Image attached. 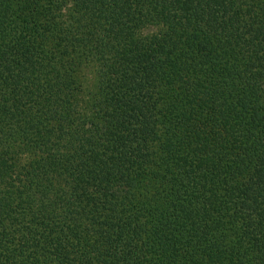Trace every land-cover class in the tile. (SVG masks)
<instances>
[{
  "label": "trees",
  "instance_id": "16d2710c",
  "mask_svg": "<svg viewBox=\"0 0 264 264\" xmlns=\"http://www.w3.org/2000/svg\"><path fill=\"white\" fill-rule=\"evenodd\" d=\"M0 264H264V0H0Z\"/></svg>",
  "mask_w": 264,
  "mask_h": 264
}]
</instances>
